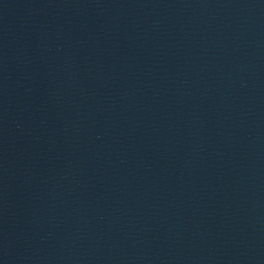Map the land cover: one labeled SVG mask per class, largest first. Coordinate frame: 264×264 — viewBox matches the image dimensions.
I'll return each instance as SVG.
<instances>
[{"label":"water","instance_id":"95a60500","mask_svg":"<svg viewBox=\"0 0 264 264\" xmlns=\"http://www.w3.org/2000/svg\"><path fill=\"white\" fill-rule=\"evenodd\" d=\"M0 264H264V0H0Z\"/></svg>","mask_w":264,"mask_h":264}]
</instances>
